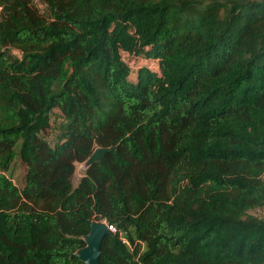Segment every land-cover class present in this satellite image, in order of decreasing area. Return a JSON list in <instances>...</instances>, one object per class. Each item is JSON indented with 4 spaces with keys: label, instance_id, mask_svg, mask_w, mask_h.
<instances>
[{
    "label": "trees",
    "instance_id": "trees-1",
    "mask_svg": "<svg viewBox=\"0 0 264 264\" xmlns=\"http://www.w3.org/2000/svg\"><path fill=\"white\" fill-rule=\"evenodd\" d=\"M93 222L100 264H264V0H0V264Z\"/></svg>",
    "mask_w": 264,
    "mask_h": 264
},
{
    "label": "water",
    "instance_id": "water-1",
    "mask_svg": "<svg viewBox=\"0 0 264 264\" xmlns=\"http://www.w3.org/2000/svg\"><path fill=\"white\" fill-rule=\"evenodd\" d=\"M115 150L111 148H97L85 162L86 168L98 163L105 154ZM109 233L107 225L103 222H93L90 232L84 236L85 247L78 250L73 256L79 257L85 264H100L101 246L105 236Z\"/></svg>",
    "mask_w": 264,
    "mask_h": 264
},
{
    "label": "rangeland",
    "instance_id": "rangeland-1",
    "mask_svg": "<svg viewBox=\"0 0 264 264\" xmlns=\"http://www.w3.org/2000/svg\"><path fill=\"white\" fill-rule=\"evenodd\" d=\"M141 61L136 62V66H141ZM149 66H154L153 64H149ZM62 117L58 110H54L51 114V130L47 132L46 137L49 142H53L56 135H58L57 126L61 123ZM86 166L83 164H76V170L73 178V185L76 187L81 179V177L85 174ZM26 167L17 159L8 172V176L13 180V182L19 187L22 188L24 185Z\"/></svg>",
    "mask_w": 264,
    "mask_h": 264
},
{
    "label": "built area",
    "instance_id": "built-area-1",
    "mask_svg": "<svg viewBox=\"0 0 264 264\" xmlns=\"http://www.w3.org/2000/svg\"><path fill=\"white\" fill-rule=\"evenodd\" d=\"M105 224L107 225L108 231L116 232V227L114 225H108L106 222H105Z\"/></svg>",
    "mask_w": 264,
    "mask_h": 264
}]
</instances>
